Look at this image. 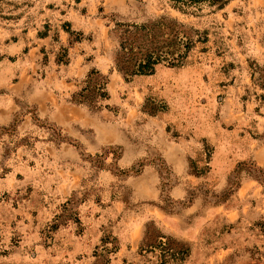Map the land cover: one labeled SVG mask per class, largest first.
<instances>
[{"label": "rangeland", "instance_id": "rangeland-1", "mask_svg": "<svg viewBox=\"0 0 264 264\" xmlns=\"http://www.w3.org/2000/svg\"><path fill=\"white\" fill-rule=\"evenodd\" d=\"M0 264H264V0H0Z\"/></svg>", "mask_w": 264, "mask_h": 264}, {"label": "trees", "instance_id": "trees-1", "mask_svg": "<svg viewBox=\"0 0 264 264\" xmlns=\"http://www.w3.org/2000/svg\"><path fill=\"white\" fill-rule=\"evenodd\" d=\"M231 0H169L171 6L181 12L194 13L202 9L203 6H209L217 9H221L226 6ZM163 46H190L191 41L188 36L179 31L172 34L171 37L166 39ZM124 48H127L125 46ZM128 49V48H127ZM129 50V49H128ZM144 55L139 57L130 71H126V74H147L151 73L155 65L163 60L169 62L171 65L182 64L185 54H177L174 51L162 50L160 53L155 51H147ZM95 86L100 92L102 88ZM102 93V92H101ZM100 93V94H101ZM104 94V93H103Z\"/></svg>", "mask_w": 264, "mask_h": 264}]
</instances>
